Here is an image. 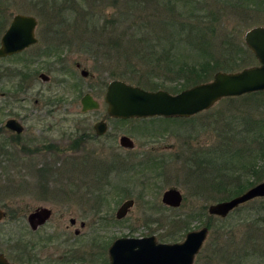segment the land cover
Listing matches in <instances>:
<instances>
[{
    "label": "rangeland",
    "instance_id": "rangeland-1",
    "mask_svg": "<svg viewBox=\"0 0 264 264\" xmlns=\"http://www.w3.org/2000/svg\"><path fill=\"white\" fill-rule=\"evenodd\" d=\"M83 1L88 3L83 6L88 9L85 12L88 18L85 21L89 32L82 33L79 26L75 29L71 27L69 32L74 35L89 34L94 37L87 43L86 48L89 47L88 54L74 55L70 63L73 64L74 61H79L82 67L91 73L90 77L83 78L73 64V67L69 65L70 74L49 73L51 81L48 83H43L36 74L31 80H26L25 90L20 92L15 88V85L19 82V75L7 76L4 74V71L19 70L22 67L20 61L16 58L0 61V92L5 93L4 99L0 98V127H3L5 121L10 117L20 119L26 125V131L16 140H12L11 135L4 129L0 132V148H2L1 144L8 141V145L3 149V154H0V207L6 212V217L0 224V228H3L7 235V237L1 236L3 239L1 244L9 247L10 245L19 247L20 245L17 241L15 242V239L27 213L38 206H47L52 210L50 219L55 224L56 230L59 233L65 231L72 237L73 261L71 262L85 261L93 264H107V248L118 237L154 235L159 242L183 241L187 232L206 226L204 222H206L208 216L218 217L207 213L209 204L236 196L234 193L237 192V188L240 186L238 183H236V186L233 185L231 177L228 182H224L223 191L213 193L209 190V184H207V188H203L202 194H197L195 192L196 186H192L187 181L189 173L184 172L185 166L189 164H186L184 158L180 157V160L170 159L168 165L164 166L166 174L153 178L145 186L134 184L140 181L142 177L160 175L159 172L156 174V169L146 168L145 175L138 174L136 181H133L132 178L128 179L135 187H131L133 192L128 195L116 197L115 187L109 186L112 191L109 190L108 193L113 196V200L108 199V201L103 202L98 213H91L92 216H82L84 212L82 206L87 208L86 206H89L88 202L76 200V197L66 195L65 192L68 191L71 184H74L73 178L80 175L81 172L76 167L86 160L85 156H110L109 154L115 151L114 148L119 147L116 134L119 135L120 132L127 131L132 137L136 148L131 153L138 161L143 160L148 154H141L139 151V148L144 147V144L151 146L163 142H174L176 138H169L168 136L178 137L177 149L172 151L171 154L177 152L187 153L193 149L209 150L212 156L206 157L204 165L209 163L211 157L219 160L212 159V161H215L212 167H216L222 161L219 165L222 168L226 166L227 160L229 163L227 167L230 166L232 170L228 169L224 175H221V177L226 176V178L234 171L239 172V166L246 163L247 167L243 170L245 173L241 174V180L243 184L248 181L255 185L264 180V155H260V152L264 151V127H262L264 125V92L252 96L222 99L210 109L186 120L184 122L187 125L185 129H183L184 127L178 128L179 121H165L161 118H138L122 122L108 117L104 92L106 84L113 79L124 80L133 85H138L137 83L147 85L146 83H149L148 86H142L146 88L164 87L175 89L179 85L198 83L199 80L204 78L205 81H208L212 76H210L209 70L204 71L200 68L202 65L192 69L195 72L200 71L198 75L192 76L187 74L189 69L186 67L175 68L174 73L171 70L156 69L154 67L151 71L150 67L154 62V56L153 54L150 56L149 53H139L138 58H134L131 54L127 58L123 57L121 48L124 49L128 45L122 43L123 39H128V36L124 33L126 26L130 21L135 22L136 15L139 18L138 21H143L141 25H138V28L158 23L159 20L155 16L158 15L159 11L157 10L159 0ZM181 1L185 3L186 10L195 5L199 6L200 3L205 15V21L203 20L202 23L206 25L205 37L209 48L207 51L213 53L214 56L220 55L219 50L225 47H241V43L245 46L244 33L252 27L264 26V0ZM20 5H22L21 0H0V11L1 13L8 11L12 14L25 8L26 13L35 12L29 5L24 4V8ZM161 6L163 7V3H161ZM177 8L178 11H182L179 5ZM196 8L198 7L196 6ZM74 14L70 15L68 13L67 19L70 16H72V19ZM128 14L127 18H121V16H127ZM1 16L2 14H0ZM117 19L119 24L116 27L114 22ZM110 21H113V23ZM166 25L167 28L164 25L163 31L165 36H152L150 38L163 41L176 38V36L168 33V27L173 30V25L170 26L169 23ZM144 31L145 29H141L136 35L141 36ZM138 36H134V39H137ZM111 41L115 44H112ZM220 41L223 43L217 46ZM147 46L145 44L140 45L141 48ZM192 46L197 47L199 45L194 41ZM192 46L187 45L185 48L181 44L169 45L161 42L159 47H171V60L175 63L174 65H177L179 62L191 64L196 60L193 54L198 50H194ZM128 52L130 53V51ZM252 64H256V62H250L246 66ZM50 66L56 65L52 64ZM191 66L194 67L195 65ZM211 66L213 67V65ZM241 67H238V69ZM122 72H125L124 77H122ZM59 79H65L67 85L75 87V91H72V88L71 90H65L64 87L56 84L59 83ZM15 89L18 90L16 93L13 92ZM86 92L97 99L100 106L96 110L84 113L81 112L80 98ZM49 99L57 101L56 104L47 105ZM5 102L9 103L6 107L3 106L6 104ZM26 115L30 117L24 118ZM102 118H105L109 126V131L104 136L98 140L83 139L80 142H75V145H71V140L78 137L84 130L89 129L90 131L92 124ZM244 119L248 121L250 128H254V132L245 130L246 120L244 121ZM195 124L196 126L201 124V127H195V132L188 129V126H195ZM167 127H169L168 131L170 133L163 131ZM190 132L193 134L189 135ZM151 138L153 140L149 141ZM225 140L231 141L233 147L244 149L246 155H242L243 161L241 163L239 156L233 159L227 155L217 154L216 149ZM31 141L34 142L29 144ZM24 143H26V147L22 146ZM27 148H31L30 152H26L25 149ZM219 150L222 149L219 148ZM161 153L169 155V151ZM164 155H160V157ZM47 166L52 168L50 172L40 175L37 168L41 169ZM254 166L259 170L257 173L252 171ZM212 167L208 166L206 170H214ZM47 173L48 175H46ZM130 175H134V179L135 174L132 172ZM210 175L209 179L217 177L214 172ZM50 178L52 179L50 182L43 180L47 179L48 181ZM115 179H117L115 174H111L109 180L112 184ZM41 182H43V185H47L44 193L37 192ZM219 183L218 181L217 184L220 187ZM20 184L23 185L19 186ZM88 184L91 185V183ZM169 187H175L181 191L183 199L179 207L172 208L162 204L161 194ZM55 188L57 189L56 195L53 194ZM230 190H232L231 193H229ZM244 191L245 189L242 192ZM242 192L237 193V195ZM231 194H234V196ZM128 198L134 200L133 206L123 219H115L114 214L117 207L123 200ZM256 200L264 201V198ZM88 201L91 202L90 199ZM257 204L255 203V205ZM238 207V210L235 208L236 210L234 209L228 216L244 218L247 214L240 213L249 210L251 203H248V206ZM203 210H205V213H202ZM188 214L195 215V217L187 219L186 215ZM70 217L77 220L74 228H79L80 221H84L86 224L83 229L79 228L80 233L77 235L73 232L74 229L66 230ZM180 220L189 221L187 229L183 232L179 231L182 227ZM208 221L210 223L214 222L211 218ZM246 221L247 219L239 227V235L241 236L249 231L248 226L250 224ZM174 222L176 223L173 224ZM48 226H50V223ZM256 235L261 237V233H256ZM164 236L166 238H162ZM167 238H175V240H168ZM218 238L219 234L216 228L209 229L207 238L198 257L195 258L194 264H213L208 261L210 250L205 246L217 243ZM258 240L260 241V238ZM5 242H7V245L4 244ZM207 252L208 256L206 257ZM218 263L229 264V260L219 259L214 264Z\"/></svg>",
    "mask_w": 264,
    "mask_h": 264
},
{
    "label": "flooded vegetation",
    "instance_id": "flooded-vegetation-1",
    "mask_svg": "<svg viewBox=\"0 0 264 264\" xmlns=\"http://www.w3.org/2000/svg\"><path fill=\"white\" fill-rule=\"evenodd\" d=\"M21 4L22 5H20V7L23 6L24 4L31 6L33 11L35 12L26 13L25 12L26 9L24 8V6H23L24 9L18 12H14L12 14L11 12L8 11H4L2 13L0 11V14H2V16L0 17V46H1V38L4 35V33L9 29L14 16L23 15V16L32 17L34 19V26L32 29V41L28 45L23 47L21 50L14 51L12 53L0 57V61L16 58L18 61H20L22 65V67L19 70L16 69L13 71L16 73L4 71V74L7 76L19 75V82L17 85H15V88L18 89L20 92L25 90L26 80H31L33 76H35L36 74L43 83H48L51 81V77L49 76V73L55 72L61 75L70 74L71 71L69 65H72L71 67H73V64L74 67L77 70H79V73L83 78L90 77L91 73H89L87 69L82 67V64L79 61H74L73 64L70 63V61H72L74 55L83 54V53L88 54L89 47L88 49L86 48L87 43L94 36H91L89 34L74 35L73 33L69 32V29L71 27L75 29V27L78 26L80 27V31L82 33L89 32V28L85 21V19L88 18V15L87 16L85 15V12L88 11V9L83 6L88 3L84 2L83 0H63L61 2H59L58 0H21ZM68 13L70 15L72 13L73 14L75 13L76 16L74 14L72 19H71L72 16H70L69 19H67L66 16ZM82 22L85 23L81 24ZM113 38H118V37H113ZM157 46H161V44H158ZM147 53H149L150 56L152 54L154 56V62L153 64H151L150 67L151 71H152V67H154L156 69L171 70L174 73L175 68L186 67L189 69L187 72L189 76L196 75V72L192 70L193 68L201 66L202 63H206L201 60V57L207 54L201 51H195L194 54L192 53L196 58V60L193 63L190 64V63L179 62V64L174 65L175 63L171 60L172 50L149 51ZM52 64L56 66L51 67L50 65ZM191 65H195V66L192 67ZM83 71L87 72V76L82 75ZM42 75H44V77ZM204 81H201V83ZM56 84L64 87L65 90L67 89L71 90L72 88L73 89L72 91H75V87L72 85L71 86L67 85L65 79L62 80L59 79V83ZM195 84L197 83H194L192 85ZM142 88L146 90L162 89L168 91L171 94H175L181 91L182 89H185L181 85H179V87L175 89H171V88L168 89L164 87H158L155 89H152L151 87H147V88L142 87ZM16 89L13 90L14 93L18 91ZM176 89L178 91H175ZM86 93L91 95L88 92ZM4 97H5V93L0 92V98L4 99ZM92 98L95 101H97L98 106L97 108L88 111L96 110L100 106L99 101L95 99L93 96ZM56 102L57 101L55 100L49 99V101L46 104L55 105ZM5 103L6 104L3 105L4 107L9 105L8 102ZM106 111H107V107H106ZM201 112H198L189 117L150 116V117H138V118H143V119L161 118L165 121H179L180 123L178 125V128L184 127L183 129H185L187 125L185 127L184 122ZM28 117L30 116L28 115L24 116V118H28ZM108 117L122 122L130 119H138L137 117H131V118H120L113 116H108ZM9 119H14L19 123V125L22 128V131L20 133H17L14 130H11L8 127H6V122ZM7 120L5 121L3 127H0V132H2L4 129L6 132H8L11 135L12 140L18 139L26 131L25 122H22L20 119L18 120L17 118L14 117H10ZM99 122H103L105 124V131L101 134H98L95 128V125ZM195 127L199 128L201 127V124H198L197 126L196 124L195 126L192 125L188 126V129H191L192 132H195L194 131ZM168 129L169 127L165 128L163 131L170 133ZM107 131H109V126L107 121L105 120V118L99 119L98 121L92 124L90 131L89 129L84 130L79 134L78 137H75L73 140H71L70 141L72 143L71 145H75V142H80L83 139H88V138L93 140H98L102 136H104L107 133ZM192 132H190L189 135H192L193 134ZM117 135L118 133L116 134V139L118 140L119 147L114 148L115 151L110 153L109 154L110 156L108 157H97V156L91 157L88 155L85 156L86 160L82 161V163L78 164V166L76 167V169L79 172H81L80 175L78 176L80 178L78 177L73 178L74 184H71V187L68 189V191L65 192L66 195H72V197L74 198L76 197V200H79L81 202L83 201L88 202L89 206H86L87 208L82 206V209H84L82 216H86V215L92 216V214L98 213L101 209V205L103 202L108 201V199L113 200L112 198L113 196L109 195L108 193V191L111 190V187L113 188V186L115 187L114 191L116 197L128 195L129 193L133 192L132 188L135 187L128 179L132 178L133 181H136L138 174L141 176L145 175V171H147L146 168L156 169L155 170L156 174L159 172L160 175H156L153 177H142V179L136 182L134 185L140 184L145 186L153 178L164 176L166 174V170H165L166 168L164 169V166L168 165L167 163H169L170 159L180 160V157H183L184 162L186 164H190V165L192 164L191 155L193 153V150L196 149L190 150L187 153L177 152L175 154H171L172 151H175L177 149V145L179 144L178 137L168 136L169 138H176V141L174 142H163L159 145L152 144L151 146H146L147 144H144V147L139 148V151L141 152V154L143 153H148V154H146L143 160L138 161L135 159V156L131 153L135 150L136 146L129 133L127 131L120 132L118 138ZM121 136H127L133 142L134 146L132 147L122 146L120 144ZM150 140H153V138L149 139V141ZM33 142L34 141H31L29 142V144ZM1 145L2 148H0V154L2 155L4 151L3 149L6 147V145H8V141ZM22 146L26 147V143H24ZM25 150L26 152L27 151L30 152L31 148H27ZM164 151L166 152L169 151V155H164V153H161ZM160 155H164V156L160 157ZM186 168L187 166H185V169ZM37 169L39 171L38 173L40 175H43V173L50 172L52 168H49V166H47L41 169L39 168ZM132 172L135 174L134 179H133L134 175L133 176L130 175ZM113 173L115 174V177L117 179H115L114 183L112 184L111 180L109 179L111 174ZM46 175H48V173ZM51 178L48 179V181L47 179H43V180L45 182H50L52 181V179H55V178L52 179ZM42 183L43 182H41L39 185V190L37 191L38 193L46 192L47 185L45 184L43 185ZM88 183H91V185ZM21 185L23 184H20L19 186ZM56 193H57V189L55 188L53 189V194L56 195ZM88 199H90L91 202H89ZM126 200H133V199L132 198L125 199L119 204V206ZM133 204H134V200H133ZM0 209L4 213V216L0 220V224H1L3 219L6 217V212L1 207ZM43 209H47L49 211V214L44 221H42V218L38 216L33 220L29 221V215L31 213H34L36 211H41ZM129 210L127 211V213L129 212ZM127 213L122 218L118 219L116 217V211H115L114 214L115 219L121 220L127 215ZM51 216H52V210L47 206H38L32 209L30 212H28L25 220L22 221L21 223L22 226L20 227V232L16 235L15 242L16 241L18 242V244L20 245L19 247H15L14 245H10V247L2 245L1 243L3 239L1 238V236L7 237V235L4 232L3 228H0V256L7 262V264H64V263L93 264L91 262H85V261H78L75 263L71 262L73 261L72 237L65 231L59 233L56 230L55 224L51 222L50 219ZM76 221L77 220L74 217H70L69 225L66 226V230L74 229L73 232L77 235L80 233L79 228L83 229L86 224L84 221H80L79 228L77 227L74 228V226L76 225ZM49 223L50 226H48ZM124 237H129V236H124ZM4 244L7 245V242H5ZM107 253H108V248H107Z\"/></svg>",
    "mask_w": 264,
    "mask_h": 264
},
{
    "label": "water",
    "instance_id": "water-1",
    "mask_svg": "<svg viewBox=\"0 0 264 264\" xmlns=\"http://www.w3.org/2000/svg\"><path fill=\"white\" fill-rule=\"evenodd\" d=\"M34 19L16 15L9 29L1 38L0 57L19 51L32 41ZM245 45L258 61L257 65L237 71H217L210 81L170 94L165 90L147 91L123 80H111L104 93L107 115L120 118L131 117H188L208 109L225 97L240 96L264 90V26H256L244 34ZM87 76V72H82ZM44 77V75H42ZM81 112L97 108L98 103L91 95L84 94L80 99ZM6 127L17 133L21 126L14 119L6 122ZM98 134L105 131V124L95 125ZM124 147L134 146L127 136L120 137ZM264 197V180L251 186L241 194L227 200L217 201L207 206L209 215L225 218L238 206L255 198ZM183 196L177 188L170 187L162 193L163 204L176 208L181 205ZM133 200L124 201L116 210V217L122 218L132 206ZM49 214L47 209L29 215V221L41 217L44 221ZM4 216L0 209V220ZM209 229L203 226L186 233L181 242H157L153 235L145 237H119L108 247V264H194L195 256L201 250ZM0 264L7 262L0 256ZM85 264V263H76Z\"/></svg>",
    "mask_w": 264,
    "mask_h": 264
},
{
    "label": "trees",
    "instance_id": "trees-1",
    "mask_svg": "<svg viewBox=\"0 0 264 264\" xmlns=\"http://www.w3.org/2000/svg\"><path fill=\"white\" fill-rule=\"evenodd\" d=\"M161 3H163V7L161 6ZM159 7L157 8L158 15L155 16V18L158 21L156 24L148 25L144 28H138V25H141L143 21H138L139 18H137V15L135 16V22H129L126 26V31L124 32L128 39H123V44H128L126 48H121V52H123V57L127 58L128 55H133L134 58H138L139 53L146 54L149 51H159V50H172L171 47H159L157 48L158 44H161V42H164L165 44H181L185 48L187 45L192 46L194 45V41L199 45L197 47H194L193 49L207 53L206 55H203L201 57V60L203 62H206V65L202 63L201 69L206 71L209 70L210 76L215 71L218 70H225V71H235L238 70V67H245L246 64H249L250 62L255 61L256 59L252 52L241 43V47H232L228 48L225 46V48L220 49V55L214 56L213 53L208 52L209 49L207 47V39L205 37V30L206 25H203L202 21H205V15L203 13L202 8L195 5L192 6L189 10H186V5L181 0H159L158 1ZM180 6L182 8V11H178L177 6ZM196 6L198 8H196ZM130 13V12H129ZM167 15V16H166ZM127 16H121V18H127ZM166 19H163V18ZM161 19V20H160ZM113 23V21H110ZM119 20H115L114 24H116V27L118 26ZM167 23L169 25H173V30L169 28L168 33L172 36H176L174 39H167L166 41L160 40V39H152L150 37L155 36H165L163 34L164 31V25L167 28ZM107 26V25H106ZM104 27V25H103ZM138 28V29H137ZM141 29H145L143 33H141V36L136 35V33H139ZM176 32V33H175ZM134 36H138L137 39H134ZM142 37V38H140ZM145 37V38H144ZM186 38V40H184ZM112 44H115V42L111 41ZM223 42L220 41V43L217 46H220ZM148 45L147 47L141 48L140 45ZM176 47V46H175ZM130 51V53L128 52ZM140 51V52H139ZM217 60V62H216ZM138 63V62H137ZM213 65V67L211 66ZM242 68V67H241ZM200 72H196V75H198ZM125 76V72H122V77ZM209 76V77H210ZM200 79V78H199ZM197 79V80H199ZM206 80L205 78L203 80H199L198 82ZM146 83V82H145ZM197 83V82H196ZM139 86H148L149 83H146L147 85H141L137 83ZM193 84V83H192ZM188 83L187 85H184L183 88L188 87L192 85ZM162 85V83H161ZM158 88V87H155ZM152 88V89H155ZM178 91V90H176ZM264 91L260 92H253L249 94H245L242 96H252L253 94L262 93ZM240 97V96H239ZM227 98H238V97H226ZM186 120V119H184ZM246 119H244L245 121ZM186 126V124L184 125ZM264 127V125L262 126ZM245 130L249 132L253 131L254 129L250 128V125L248 121L246 120ZM254 132V131H253ZM242 134V133H241ZM222 149V150H219ZM216 152L218 155H227L228 157H231L233 159L236 158V156H239L240 163L243 161V156L246 155L245 151L242 147H233L231 144V141L225 140L223 144H220L218 148L216 149ZM259 155V153H257ZM257 155V156H258ZM260 155H264V151L260 152ZM259 155V156H260ZM212 156L210 154V151H202L199 149L193 150V153L191 155L192 164L188 165L185 169V173H189V176L187 177V181L191 183L192 186H196L195 192L197 194H202L203 188H207V184H209L208 188L210 191L217 192L224 190V182H228L230 178L232 177V183L236 186V183L240 186L237 188V192L234 194L237 195V193L242 192L244 189L246 190L250 186L254 185L252 182H246L243 184V181L241 180V174H244L243 170L247 167L246 163H242L239 166L240 171H234L229 177H221V175H224L228 169L231 171V167H227L229 164L226 160V166L220 168V161L219 165L216 167H212L215 164V161H212L211 158L208 164H205L206 157ZM218 160V159H216ZM219 161V160H218ZM211 166L214 170L207 171V167ZM234 168V166H233ZM255 173H257L259 170L257 168L252 167ZM215 173L217 177L210 178V173ZM185 175V174H184ZM219 177V178H218ZM218 181L220 182V187L217 184ZM217 182V183H216ZM219 189V190H218ZM232 190H230L229 193H231ZM234 194H231L234 196ZM220 196L219 194L217 195ZM232 197V196H231ZM248 203H251V207L249 210L244 211L240 214H247L244 218L242 217H233V216H227L226 218H218V217H211L208 216L206 219V222H204V225L208 226L209 229L212 227H215L218 234V242L212 243L208 246H205V248H208L210 250V255L208 258L209 263H216L219 259H228L229 264H263L264 261V201H257L256 199L248 201L247 203L242 204L239 207L242 206H248ZM255 203H258L255 205ZM238 207V208H239ZM237 209V208H236ZM235 209V210H236ZM238 210V209H237ZM234 211V210H233ZM232 211V212H233ZM202 213H205V210L202 211ZM187 219L190 217H195V215L188 214L186 215ZM213 219L214 222L210 223L208 219ZM246 222L250 224L248 226V232L241 236L239 235V227L242 223ZM178 222V221H176ZM174 222L173 224H175ZM179 222L182 223V227L179 231H185L187 229L188 220H180ZM170 224V222H169ZM256 233H261V237L259 235H256ZM162 238H166L165 236ZM260 238V241L258 240ZM168 240H175V238H167ZM167 240V241H168ZM222 242V244H220ZM207 251V250H206ZM200 253V252H199ZM199 255V254H198ZM198 255L196 257H198ZM208 256V252L206 257ZM205 257V258H206ZM221 262V261H220ZM219 262V263H220ZM218 263V264H219Z\"/></svg>",
    "mask_w": 264,
    "mask_h": 264
}]
</instances>
